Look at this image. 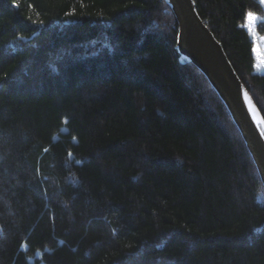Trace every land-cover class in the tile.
<instances>
[{"label":"trees","instance_id":"trees-1","mask_svg":"<svg viewBox=\"0 0 264 264\" xmlns=\"http://www.w3.org/2000/svg\"><path fill=\"white\" fill-rule=\"evenodd\" d=\"M264 119L261 0H194ZM164 0H0V264H264V188Z\"/></svg>","mask_w":264,"mask_h":264},{"label":"water","instance_id":"water-1","mask_svg":"<svg viewBox=\"0 0 264 264\" xmlns=\"http://www.w3.org/2000/svg\"><path fill=\"white\" fill-rule=\"evenodd\" d=\"M176 22V48L206 78L236 126L264 188V119L194 0H164Z\"/></svg>","mask_w":264,"mask_h":264},{"label":"snow or ice","instance_id":"snow-or-ice-1","mask_svg":"<svg viewBox=\"0 0 264 264\" xmlns=\"http://www.w3.org/2000/svg\"><path fill=\"white\" fill-rule=\"evenodd\" d=\"M261 3H264V0H261ZM246 18L248 21V30L252 36H256V31L253 28V22L256 20L255 15L252 12H248L246 14ZM262 42H264V37L260 38ZM253 53L256 55L257 58V65L256 67H264V46L261 47H254L252 49ZM261 136L264 137V126L260 127Z\"/></svg>","mask_w":264,"mask_h":264},{"label":"rangeland","instance_id":"rangeland-1","mask_svg":"<svg viewBox=\"0 0 264 264\" xmlns=\"http://www.w3.org/2000/svg\"><path fill=\"white\" fill-rule=\"evenodd\" d=\"M263 6H264V4H263ZM253 28H254V25H253ZM249 31V30H248ZM249 34H250V32H249ZM251 35V34H250ZM256 38H258V40H260L261 41V39L260 38H262V37H259V36H257V34H256V36H255ZM251 38H252V40H253V43L255 44V41H256V39H254V36H252L251 35ZM262 42V41H261ZM263 44H264V42H263Z\"/></svg>","mask_w":264,"mask_h":264}]
</instances>
